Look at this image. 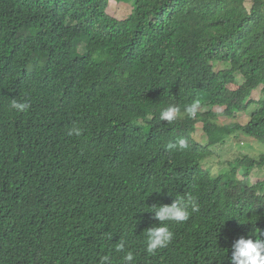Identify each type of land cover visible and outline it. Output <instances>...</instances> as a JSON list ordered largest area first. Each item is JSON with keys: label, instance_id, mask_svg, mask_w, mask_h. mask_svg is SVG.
<instances>
[{"label": "trees", "instance_id": "1", "mask_svg": "<svg viewBox=\"0 0 264 264\" xmlns=\"http://www.w3.org/2000/svg\"><path fill=\"white\" fill-rule=\"evenodd\" d=\"M245 1L0 0V264H229L237 238L264 240V179L248 186L264 154L204 164L217 130L264 145V0ZM169 105L178 118L161 121ZM252 105L245 125L214 123ZM186 194L199 211L147 253L151 207Z\"/></svg>", "mask_w": 264, "mask_h": 264}, {"label": "clouds", "instance_id": "2", "mask_svg": "<svg viewBox=\"0 0 264 264\" xmlns=\"http://www.w3.org/2000/svg\"><path fill=\"white\" fill-rule=\"evenodd\" d=\"M11 110L16 112H25L30 105L27 102L18 101L12 98L9 104ZM189 114L194 115L191 109L186 110ZM179 108L175 105H169L160 113L161 121L172 122L178 118ZM83 129L80 127H72L69 129V135L80 136ZM168 149L183 150L188 147L185 138H178L175 143H169ZM154 219L158 222L156 226L146 229V251L151 255H155L159 249L166 248L174 238V233L169 229L165 222H184L189 219L190 211H199L197 200L191 195L183 197H175L170 205H153L151 207ZM115 250L124 252L125 241L120 239L115 243ZM133 260V253L126 252L123 256L125 264H130ZM100 264H109V257L100 258ZM229 264H264V240L254 238L252 236H241L237 238L231 245V256Z\"/></svg>", "mask_w": 264, "mask_h": 264}, {"label": "rangeland", "instance_id": "3", "mask_svg": "<svg viewBox=\"0 0 264 264\" xmlns=\"http://www.w3.org/2000/svg\"><path fill=\"white\" fill-rule=\"evenodd\" d=\"M252 0H246L245 4L249 8L251 5ZM131 6L129 4L117 3L115 1L109 2V7L107 8L106 12L108 15L112 16L113 18H126L131 10ZM217 69H221L222 66L218 65ZM240 80V78H238ZM253 99L263 98V94L258 89L257 91L253 92ZM222 109L214 108L208 115H212L214 113L221 112ZM255 110V106H250L249 110L244 113H237L234 118H227L225 116H220L215 120V124L223 130L224 126L227 125H245L248 123L250 119V114ZM206 109H198V112L204 113ZM213 122V118L211 117H202L198 118L196 122V132L193 134V138L196 141L201 142V144H206L208 142V135L206 132H209L208 128V121ZM213 155L210 156L207 160L204 161L206 168H209L210 172L213 175H217L222 170H227V162L234 160L239 155H248L253 158H258L260 155L264 154V145L253 141L250 138H246L243 136H238L237 134L227 135L223 131H214L213 132ZM264 179V170H254L250 176L248 181V186L253 183V180H263Z\"/></svg>", "mask_w": 264, "mask_h": 264}]
</instances>
